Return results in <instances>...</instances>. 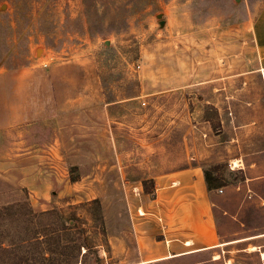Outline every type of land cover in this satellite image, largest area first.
I'll return each mask as SVG.
<instances>
[{
  "label": "rangeland",
  "instance_id": "374dc122",
  "mask_svg": "<svg viewBox=\"0 0 264 264\" xmlns=\"http://www.w3.org/2000/svg\"><path fill=\"white\" fill-rule=\"evenodd\" d=\"M261 3L0 0V206L49 211L51 250L0 264L136 263L128 201L190 164L218 256L148 264H264V90L244 73Z\"/></svg>",
  "mask_w": 264,
  "mask_h": 264
},
{
  "label": "crops",
  "instance_id": "0c3cea01",
  "mask_svg": "<svg viewBox=\"0 0 264 264\" xmlns=\"http://www.w3.org/2000/svg\"><path fill=\"white\" fill-rule=\"evenodd\" d=\"M250 30L253 66L244 73L256 72L264 90V0L251 21ZM30 109L27 108L28 111ZM18 111V108H11V119L18 118ZM153 179L154 195L142 192L139 182L133 189H141L143 195L131 197L128 201L139 257L132 264L187 258L204 252H210V260L216 258L217 253L213 252L222 243L217 236L212 201L202 167L190 164L160 173Z\"/></svg>",
  "mask_w": 264,
  "mask_h": 264
},
{
  "label": "trees",
  "instance_id": "16d2710c",
  "mask_svg": "<svg viewBox=\"0 0 264 264\" xmlns=\"http://www.w3.org/2000/svg\"><path fill=\"white\" fill-rule=\"evenodd\" d=\"M206 182L209 187L207 176ZM145 192L154 195V189L152 191L145 190ZM49 214L50 212L47 210L34 212L31 208H25L24 211H19L17 208L14 209L13 205L0 206V219L6 215L11 221V224H8V230L7 228L2 230V224H0V237H2L0 238V252H9L5 256H0V260L13 262L25 259L30 260L31 255H34L32 253L48 259L51 255V250L49 246L44 245H46L48 242L47 238H49L48 232H45V220ZM16 218L20 219L15 221ZM18 221H21V230L18 229ZM4 232L6 233L5 237L3 236ZM73 259L72 256H63L60 263L65 262L66 264H70Z\"/></svg>",
  "mask_w": 264,
  "mask_h": 264
},
{
  "label": "built area",
  "instance_id": "2783aa9c",
  "mask_svg": "<svg viewBox=\"0 0 264 264\" xmlns=\"http://www.w3.org/2000/svg\"><path fill=\"white\" fill-rule=\"evenodd\" d=\"M46 63H44V65H45ZM134 191H136L137 193H139L140 192V190L139 189H137L136 187H134Z\"/></svg>",
  "mask_w": 264,
  "mask_h": 264
},
{
  "label": "bare ground",
  "instance_id": "6f19581e",
  "mask_svg": "<svg viewBox=\"0 0 264 264\" xmlns=\"http://www.w3.org/2000/svg\"><path fill=\"white\" fill-rule=\"evenodd\" d=\"M215 256H218V254H216ZM262 257H264V253H262ZM75 264H80V262H75Z\"/></svg>",
  "mask_w": 264,
  "mask_h": 264
}]
</instances>
